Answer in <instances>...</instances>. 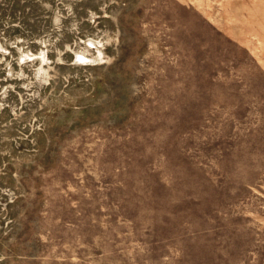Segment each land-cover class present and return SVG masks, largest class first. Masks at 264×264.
Masks as SVG:
<instances>
[{"label": "rangeland", "instance_id": "1", "mask_svg": "<svg viewBox=\"0 0 264 264\" xmlns=\"http://www.w3.org/2000/svg\"><path fill=\"white\" fill-rule=\"evenodd\" d=\"M0 264H264V0H0Z\"/></svg>", "mask_w": 264, "mask_h": 264}]
</instances>
